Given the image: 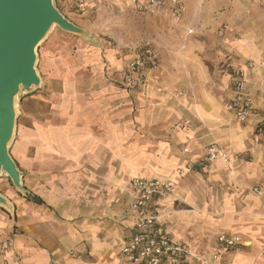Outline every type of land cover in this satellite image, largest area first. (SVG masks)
Wrapping results in <instances>:
<instances>
[{"label":"crops","instance_id":"obj_1","mask_svg":"<svg viewBox=\"0 0 264 264\" xmlns=\"http://www.w3.org/2000/svg\"><path fill=\"white\" fill-rule=\"evenodd\" d=\"M93 1L78 0L86 11L75 23L94 42L53 33L39 48L41 88L19 99L10 154L44 202L0 180L14 209L0 206V235L11 242L0 264H130L121 249L134 232L135 177L174 181L149 210L189 264H264V2L166 0L151 15L132 0H101L118 15L109 42L87 18ZM148 44L157 66L124 86L121 70ZM236 68L253 99L245 122L229 108ZM209 145L228 162L209 160ZM221 234L242 243L227 250Z\"/></svg>","mask_w":264,"mask_h":264},{"label":"built area","instance_id":"obj_2","mask_svg":"<svg viewBox=\"0 0 264 264\" xmlns=\"http://www.w3.org/2000/svg\"><path fill=\"white\" fill-rule=\"evenodd\" d=\"M264 2V0H262ZM138 11L155 15L164 7L166 0H132ZM83 10L84 8L81 7ZM182 4L173 9V14L180 17ZM233 32V28H230ZM223 34V29L220 30ZM227 58V54L224 55ZM158 52L151 46L145 45L121 70V83L128 88H135L141 85L150 68L157 66ZM253 67V62H248ZM234 95L229 102V108L233 116L239 122H245L253 112V99L249 92L244 70L236 68L231 72ZM187 152V149H185ZM220 156L228 162L227 153L218 145L207 147V158L213 160ZM181 170H179L180 172ZM173 180L145 179L135 177L131 180L132 193L136 195L131 204L134 211V232L124 243L121 254L130 264H189L188 250L173 242L166 227L160 221V215L149 210V205L154 198H163L172 195L174 192ZM257 194L261 190L254 189ZM218 242L225 249H232L241 244L239 236H228L221 234ZM11 249L9 238L0 235V256L6 255ZM218 254L213 255L218 259Z\"/></svg>","mask_w":264,"mask_h":264},{"label":"water","instance_id":"obj_3","mask_svg":"<svg viewBox=\"0 0 264 264\" xmlns=\"http://www.w3.org/2000/svg\"><path fill=\"white\" fill-rule=\"evenodd\" d=\"M55 27L94 42L93 36L61 12L55 0H0V176L9 177L24 196L30 192L23 184V173L10 154V146L20 97L42 86L38 49ZM0 206L14 213L1 193Z\"/></svg>","mask_w":264,"mask_h":264},{"label":"rangeland","instance_id":"obj_4","mask_svg":"<svg viewBox=\"0 0 264 264\" xmlns=\"http://www.w3.org/2000/svg\"><path fill=\"white\" fill-rule=\"evenodd\" d=\"M56 1V5L57 7L61 10L62 13H64L68 18H70L72 21L74 22H80V20H78L80 17H82L84 14V12L86 11V9H82L81 6L78 5V0H55ZM93 4L90 6V12L88 14V20H94L97 21V24L99 25V36L105 39H108L107 41L111 40V38H108L109 31L111 32V28H108L109 26H113L115 24V21L117 20V16H115L116 11L114 9H111L108 7V5H106L105 3L101 2V0H94L92 2ZM69 5V7H68ZM106 9L109 10L110 13H106ZM79 16V17H78ZM76 20H75V19ZM107 33V34H103L102 33ZM64 33L62 36L66 37L65 39L67 40H71V38H75L76 36H74L75 34L72 33H67L62 31L61 29H59L58 27H55L50 34L48 35L47 39L53 35V33ZM79 36V35H78ZM47 39L45 41H47ZM42 42L41 45L39 46V48L45 43ZM110 42V41H109ZM113 44V43H111ZM157 52V51H156ZM38 53H39V60H38V69L40 71V51L38 49ZM179 171V170H178ZM5 175L0 176V180L5 178ZM258 188L260 189L258 186L253 188V191H255L254 189ZM190 208V207H189ZM188 207H180L179 209H177V212H182V211H186V210H190Z\"/></svg>","mask_w":264,"mask_h":264},{"label":"trees","instance_id":"obj_5","mask_svg":"<svg viewBox=\"0 0 264 264\" xmlns=\"http://www.w3.org/2000/svg\"><path fill=\"white\" fill-rule=\"evenodd\" d=\"M26 198L29 201H32V202L37 203V204H42L44 202V200L40 196H38L37 194H29L28 196H26Z\"/></svg>","mask_w":264,"mask_h":264}]
</instances>
